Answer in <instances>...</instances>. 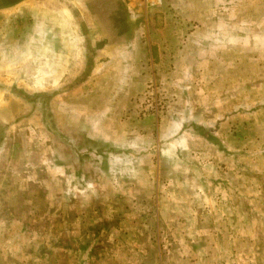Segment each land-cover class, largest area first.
I'll list each match as a JSON object with an SVG mask.
<instances>
[{
    "label": "rangeland",
    "instance_id": "1",
    "mask_svg": "<svg viewBox=\"0 0 264 264\" xmlns=\"http://www.w3.org/2000/svg\"><path fill=\"white\" fill-rule=\"evenodd\" d=\"M45 2L86 70L45 93L0 86L13 113L0 109V264H264V0ZM21 11L0 31H26ZM120 68L130 86L117 100ZM86 80L84 114L110 106L104 143L54 109ZM25 136L86 196L47 178L23 186Z\"/></svg>",
    "mask_w": 264,
    "mask_h": 264
},
{
    "label": "crops",
    "instance_id": "2",
    "mask_svg": "<svg viewBox=\"0 0 264 264\" xmlns=\"http://www.w3.org/2000/svg\"><path fill=\"white\" fill-rule=\"evenodd\" d=\"M18 6L22 7L21 17L28 16L29 28L12 36L8 31H0V86L17 84L30 90L31 93H45L51 89L65 87L72 82L76 85L78 74L86 70L82 57L84 53L82 54L77 48L76 34L72 30L66 31L58 27L57 22L62 24V17L58 16L57 11L47 14L45 0H0V25L16 17L15 9ZM22 21L26 20L22 19ZM89 82L90 80H86L73 91L65 94L67 102H61L55 97L54 100L59 101L54 109L64 118L65 127L75 128L77 137L90 143H104L103 137L109 132L104 130L103 113L110 110V98L117 96L119 100L121 90L129 87L130 81L127 83L126 70L120 68L113 82L115 94L107 98L109 107L105 106L104 110L102 108L101 112L93 116L84 114L87 108L76 102L79 96L75 97L77 91L89 87ZM0 109L5 110L6 119L13 118L12 111H7V105H1ZM5 130L8 133L10 128L6 127ZM23 135L27 136L24 131ZM26 136L21 150L23 155L21 158L24 161L16 164L17 168H13V174L23 171L24 174L18 178L21 184L24 186L38 181L44 182L47 178L48 181L59 183L60 191L64 188L63 191L66 192L64 191L63 194L66 196L74 194L86 196L87 187L84 192H80L73 191L71 186L67 187L63 184L65 179L62 178V169L54 164L46 146L38 141L34 142L36 138ZM7 141L8 138L5 136L0 141V162L3 161V154L9 150L10 143ZM85 175L81 176L83 185Z\"/></svg>",
    "mask_w": 264,
    "mask_h": 264
},
{
    "label": "built area",
    "instance_id": "3",
    "mask_svg": "<svg viewBox=\"0 0 264 264\" xmlns=\"http://www.w3.org/2000/svg\"><path fill=\"white\" fill-rule=\"evenodd\" d=\"M127 6L143 7L145 9L156 8L161 5L162 0H126Z\"/></svg>",
    "mask_w": 264,
    "mask_h": 264
}]
</instances>
